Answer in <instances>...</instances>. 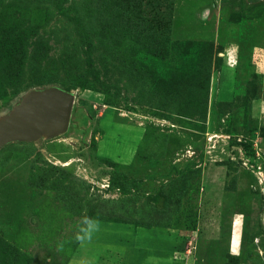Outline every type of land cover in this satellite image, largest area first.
<instances>
[{
    "label": "rangeland",
    "instance_id": "obj_1",
    "mask_svg": "<svg viewBox=\"0 0 264 264\" xmlns=\"http://www.w3.org/2000/svg\"><path fill=\"white\" fill-rule=\"evenodd\" d=\"M49 86L67 131L0 147V264H120L95 221L173 229L149 264H264V0H0V119Z\"/></svg>",
    "mask_w": 264,
    "mask_h": 264
},
{
    "label": "crops",
    "instance_id": "obj_2",
    "mask_svg": "<svg viewBox=\"0 0 264 264\" xmlns=\"http://www.w3.org/2000/svg\"><path fill=\"white\" fill-rule=\"evenodd\" d=\"M260 117L264 123V106H261ZM156 236H162L166 241H158ZM176 236L173 229L163 226L143 227L122 222L95 221L82 236L79 246L86 250L118 255L120 264H149L155 259L174 257L177 252ZM97 263L95 258L73 257L67 264Z\"/></svg>",
    "mask_w": 264,
    "mask_h": 264
},
{
    "label": "water",
    "instance_id": "obj_3",
    "mask_svg": "<svg viewBox=\"0 0 264 264\" xmlns=\"http://www.w3.org/2000/svg\"><path fill=\"white\" fill-rule=\"evenodd\" d=\"M75 101L73 92L49 86L29 91L13 113L0 119V147L15 140L42 135L57 137L67 131Z\"/></svg>",
    "mask_w": 264,
    "mask_h": 264
},
{
    "label": "trees",
    "instance_id": "obj_4",
    "mask_svg": "<svg viewBox=\"0 0 264 264\" xmlns=\"http://www.w3.org/2000/svg\"><path fill=\"white\" fill-rule=\"evenodd\" d=\"M155 225H156V226H160V225H158V224H154L153 226H155Z\"/></svg>",
    "mask_w": 264,
    "mask_h": 264
},
{
    "label": "bare ground",
    "instance_id": "obj_5",
    "mask_svg": "<svg viewBox=\"0 0 264 264\" xmlns=\"http://www.w3.org/2000/svg\"><path fill=\"white\" fill-rule=\"evenodd\" d=\"M14 111V110H13ZM13 111L10 113V115L13 113ZM6 118V117H5ZM156 252V251H155Z\"/></svg>",
    "mask_w": 264,
    "mask_h": 264
}]
</instances>
